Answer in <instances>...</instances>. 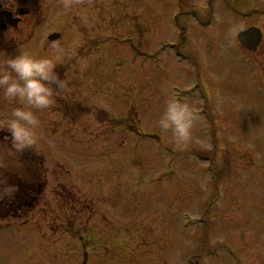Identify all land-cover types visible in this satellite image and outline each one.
<instances>
[{"label":"rangeland","instance_id":"rangeland-1","mask_svg":"<svg viewBox=\"0 0 264 264\" xmlns=\"http://www.w3.org/2000/svg\"><path fill=\"white\" fill-rule=\"evenodd\" d=\"M32 1L23 26L0 33L7 49L0 52L16 54L41 21L20 47L50 54L45 39L60 32L57 43L70 59L57 71L70 87L37 112L35 150L11 152L2 130L1 170L11 162L16 172L25 157L39 173L43 157L46 173L34 174L45 181L39 207L0 223V264H148L149 257L157 264H264V105H250L259 89L249 91L239 73L248 54L236 40L241 21L264 28V12L241 14L220 0H70L69 8L65 0ZM167 40L176 53L161 50ZM194 84L200 91L182 95ZM173 88L212 119L198 120L184 145L157 125L167 99L177 96ZM240 95L242 107L228 101L241 103ZM59 98L71 114L56 111ZM0 106L3 119L10 105ZM99 110L107 113L103 123ZM211 127L214 149L203 136ZM105 168L112 170L101 176ZM114 180L119 187L110 189ZM215 191L220 200L212 204ZM184 212L189 225L181 229Z\"/></svg>","mask_w":264,"mask_h":264},{"label":"clouds","instance_id":"clouds-1","mask_svg":"<svg viewBox=\"0 0 264 264\" xmlns=\"http://www.w3.org/2000/svg\"><path fill=\"white\" fill-rule=\"evenodd\" d=\"M70 6V0H65L64 7ZM51 49L50 54L41 57L33 56L19 44L14 55L0 52V101L10 105L2 114L0 130L7 131L11 148L17 153L36 145L41 125L37 112L52 106L67 86L57 69L70 57L58 43L52 44ZM197 120L198 114L190 102L170 97L157 125L162 132L170 133L176 144L184 145L192 139ZM14 192V186H5L0 199L11 197Z\"/></svg>","mask_w":264,"mask_h":264},{"label":"flooded vegetation","instance_id":"flooded-vegetation-1","mask_svg":"<svg viewBox=\"0 0 264 264\" xmlns=\"http://www.w3.org/2000/svg\"><path fill=\"white\" fill-rule=\"evenodd\" d=\"M205 1V0H204ZM243 5L240 6V2ZM19 4L22 0H0V33L8 34L11 31H15L19 29L20 26H23V19L26 18L29 12H26L27 15L22 16L15 28H10L9 26L4 27V25L9 24L11 22V18L17 17V13L20 9L26 8L23 4L22 5H14ZM223 5H227L232 8L234 11V6L240 7V12L243 14V11L249 12H264V0H220ZM19 9V10H18ZM18 10V11H17ZM16 11V12H15ZM1 13L4 18L1 17ZM6 15H11L9 21L6 19ZM236 20H240L241 17L234 18ZM239 31L247 30V28H258L259 32H261V43L254 51H249L245 47L243 51L248 54V60L243 62L237 63L239 73L243 78L245 84H248V90L254 91L255 89H259V95L254 96L251 101V104H256L257 102H261L264 105V28L260 26L258 23L254 24L248 21H241ZM3 26V28H2ZM22 35V34H21ZM238 42V40H237ZM7 50V49H5ZM241 103L235 102L233 100H228L232 104H242L245 100L244 97L240 95ZM263 100V101H262ZM261 108V107H260ZM233 115H237V113H233ZM32 164V163H31ZM30 162H26L24 164L28 178L24 179H17V174L12 171V163L5 162L3 169H0V191H3L5 186H14L15 192L11 197L5 196L3 199H0V216L3 219H12L13 217L24 218L25 215L34 210L35 208L39 207L42 195V183L39 179H36L35 175L40 176L43 173L40 171L39 173L34 171L33 166ZM24 181V182H23ZM37 182V183H33ZM19 185V186H18ZM60 217V216H59ZM41 224H36V226H40Z\"/></svg>","mask_w":264,"mask_h":264},{"label":"water","instance_id":"water-1","mask_svg":"<svg viewBox=\"0 0 264 264\" xmlns=\"http://www.w3.org/2000/svg\"><path fill=\"white\" fill-rule=\"evenodd\" d=\"M21 13H22V11H19V14H21ZM9 16L10 15H6V19L8 21L10 19ZM14 23H16V20H13L11 23L9 22L10 25H13ZM259 36H260L259 32L247 30L246 32H241V34L238 35V38L241 41V43L246 46V48H249L250 50L253 51L256 48V46H258L259 38H260ZM57 37H58V35H56L54 33V35L50 36L49 39L52 41L53 40L55 41V39H57ZM99 115H100L99 121L104 120L106 117V114L103 112H100Z\"/></svg>","mask_w":264,"mask_h":264}]
</instances>
